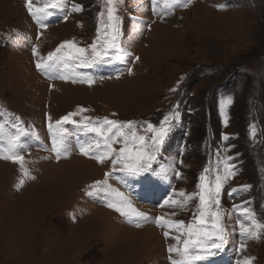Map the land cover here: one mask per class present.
Listing matches in <instances>:
<instances>
[{
	"label": "rangeland",
	"instance_id": "1",
	"mask_svg": "<svg viewBox=\"0 0 264 264\" xmlns=\"http://www.w3.org/2000/svg\"><path fill=\"white\" fill-rule=\"evenodd\" d=\"M45 3L34 0V6ZM106 4L65 0L44 29L26 0H0V157L10 154L13 124L27 132L17 150L22 162L0 158V264H170V255L180 259L168 252L180 232L158 226L155 218L191 224L198 196L183 207L163 202L198 193L206 168L213 187L217 174L234 172L219 197L228 240L222 253L194 264H243L246 257L264 264V232L259 239L242 237L238 224L251 226L239 210L245 207L264 224V0H190L174 10L165 9L163 0H118L119 47L111 50L109 63L64 70L75 83L37 69L64 41L88 48L89 55L93 42L99 47L97 37L111 32ZM75 5L81 10L73 11ZM87 77L94 82H80ZM69 113L77 124L56 125ZM165 116L167 135L151 164L167 176L151 189L113 171L110 160L100 163L95 151H80L81 144L102 138L78 125L131 121L125 134L147 139L154 134L147 125L159 131ZM57 130L69 146L59 159L51 151ZM124 146L119 138L112 145ZM105 180L100 187L106 196L85 194ZM116 191L147 215L139 227L107 206L120 200Z\"/></svg>",
	"mask_w": 264,
	"mask_h": 264
},
{
	"label": "snow or ice",
	"instance_id": "2",
	"mask_svg": "<svg viewBox=\"0 0 264 264\" xmlns=\"http://www.w3.org/2000/svg\"><path fill=\"white\" fill-rule=\"evenodd\" d=\"M118 0H107V17L109 27H111L110 33H105L106 39L98 36L97 42H93L89 47L91 54L89 55L88 48L78 47L74 41H64L61 43L54 52H50L46 59H42L37 62V69L42 70L51 79H64L67 80L72 78L73 83L77 82L76 79L68 75L62 74L64 70H71L75 73V69L81 68H92L96 65L107 64L110 62V52L112 49H116L119 45L116 43L118 28V17L115 15L116 4ZM153 4H156L158 0H152ZM165 9L174 10L176 7H187L190 0H163ZM65 0H47V3L43 6H34V0H26V7L33 20L39 25L40 28L46 29L48 27L47 19L53 15L55 9L62 8ZM73 11H80L81 6L75 5ZM103 15V13H101ZM63 19L67 20L65 15ZM33 54L36 55V49L33 47ZM125 55H130L129 52H125ZM139 59V57H136ZM131 74V68L128 69ZM82 83H88L89 85L94 82L91 77L81 80ZM175 89H173L174 91ZM227 103H231V99L228 98ZM81 112L86 109L81 108ZM75 113H69L68 115L56 121V125L62 123H73L77 124L76 121L72 120V116ZM175 118L174 116L172 117ZM19 121V117L16 118ZM89 119V118H86ZM170 120L169 116L164 117L161 128L159 131H154V126L149 123L147 125V131L154 133L147 139L144 135H137L135 131H132L130 136L125 134L124 128H131L133 122H120L115 120L104 119L101 125L89 127L88 124H81L78 127L86 129L88 132L95 133L97 137L101 139H94L88 143L81 144L79 146L81 153L89 155L92 152H96L95 158L100 162L104 163L106 159L110 160L113 165V171H120L134 179L141 182L142 187L146 190L151 189L152 186L159 180H163L167 176V172L164 169L157 171L151 164V161L156 159L155 153L159 151L160 145L163 143L165 136L167 135V129L163 127ZM51 121V117H49ZM107 126V127H104ZM2 125H0V131H2ZM13 128H17V135L12 136L8 141V152L10 154L4 155L0 158L6 160H12L13 162H22L24 157L17 154L18 149H22L23 145L20 143V135H27L24 128L18 124H13ZM53 125L49 123V129L51 130ZM52 140V148L56 154L57 159L61 155H67L69 152V146L65 141V134L59 132ZM120 139L124 143V147L119 150L112 147L113 143ZM227 139V137H225ZM151 141L149 143L148 141ZM129 143L131 147H129ZM117 165L121 167L117 168ZM23 168V164L21 163ZM209 169L204 170V174L200 176V184L198 193L187 195V199L183 201H177L175 199L164 200V204L174 206L179 204L183 207L187 200L192 199L194 196H198L199 208L198 215H194L193 222L185 226L184 221H171L165 220L164 217H156V223L161 226V223L166 225L169 229L175 228L179 235L173 237L176 240V244L169 246L168 252L170 254H177L180 259H173L169 256L170 264H194L199 261H209L210 258L215 257L225 250V246L228 240V229L223 222V211L220 208V194L225 181L234 174L233 170H226L223 175L217 174L213 182L209 181L207 173ZM24 175L28 176V170L23 169ZM108 175V174H106ZM177 176L180 173H176ZM34 179V177H33ZM23 180L20 184H23ZM101 184H107V181H96L93 185H89V191L85 194L89 197H99L102 194L107 195V189L101 188ZM110 187V186H109ZM247 187V186H245ZM233 191H236L235 189ZM117 196L120 197L119 201H109L107 206L113 208L116 212L120 213L129 221H135L136 226L139 227L140 220H147L148 217L145 213L137 210L124 194L116 191ZM181 195H185L181 193ZM163 206V205H161ZM234 207H238L235 206ZM245 216V219L251 221V226L246 225L242 221H238L240 235L246 238L259 239L261 232H264V224H261L256 220L255 214L248 208L239 209ZM175 215V212L172 213ZM165 237L170 236L169 231H165ZM185 237L181 240V237ZM246 248L245 243L239 245V250ZM251 257H246L243 264H253Z\"/></svg>",
	"mask_w": 264,
	"mask_h": 264
},
{
	"label": "bare ground",
	"instance_id": "3",
	"mask_svg": "<svg viewBox=\"0 0 264 264\" xmlns=\"http://www.w3.org/2000/svg\"><path fill=\"white\" fill-rule=\"evenodd\" d=\"M151 230H152V229H151ZM131 231H133V230H131ZM148 232H151V231L148 230ZM133 234L136 235L135 233H133Z\"/></svg>",
	"mask_w": 264,
	"mask_h": 264
},
{
	"label": "trees",
	"instance_id": "4",
	"mask_svg": "<svg viewBox=\"0 0 264 264\" xmlns=\"http://www.w3.org/2000/svg\"><path fill=\"white\" fill-rule=\"evenodd\" d=\"M214 71H218V70L215 69ZM210 94H211V93H210ZM207 109H208V107H207Z\"/></svg>",
	"mask_w": 264,
	"mask_h": 264
}]
</instances>
